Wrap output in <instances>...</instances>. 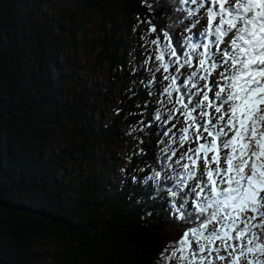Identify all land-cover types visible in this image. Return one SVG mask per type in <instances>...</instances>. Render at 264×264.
Returning <instances> with one entry per match:
<instances>
[{"label":"trees","instance_id":"1","mask_svg":"<svg viewBox=\"0 0 264 264\" xmlns=\"http://www.w3.org/2000/svg\"><path fill=\"white\" fill-rule=\"evenodd\" d=\"M45 6L0 0V264H166L161 253L184 230L170 206L194 194L180 181L181 148L163 135L169 124L154 119L156 99L141 83L156 66L144 63L155 46L141 48L152 24L158 31L149 38L163 29L182 40L195 7L189 0H79L56 19ZM91 12L103 20L99 64L86 72L75 56L66 69L60 36L76 52ZM100 64L113 70L108 85L98 82ZM130 138L129 168L116 185L113 148ZM68 165L81 171L75 185L65 181Z\"/></svg>","mask_w":264,"mask_h":264},{"label":"snow or ice","instance_id":"2","mask_svg":"<svg viewBox=\"0 0 264 264\" xmlns=\"http://www.w3.org/2000/svg\"><path fill=\"white\" fill-rule=\"evenodd\" d=\"M193 2L203 10L193 24L206 18L202 30L181 40L161 29L145 40L155 49L144 63L156 66L146 68L151 78L141 83L162 106L154 119L164 126L183 118L182 128L173 123L163 135L171 133V143L178 140L181 148L189 145L177 158L186 161L180 181H196L186 184L195 193L191 202L182 196L170 206L184 230L161 258L168 264H264V0ZM147 31L158 29L152 24Z\"/></svg>","mask_w":264,"mask_h":264},{"label":"rangeland","instance_id":"3","mask_svg":"<svg viewBox=\"0 0 264 264\" xmlns=\"http://www.w3.org/2000/svg\"><path fill=\"white\" fill-rule=\"evenodd\" d=\"M42 1H45V4H46L45 7L47 8L49 12H52L54 14V18L62 19V17L65 14H67L70 10H72L75 7L76 2H78L79 0H42ZM202 11H203L202 9H199V15L197 16V18L200 16V13ZM63 22L67 23L66 20H64ZM205 25H206V18H201L200 23L194 24L193 35L194 33L197 32V30H202L203 26ZM102 26H103V20L101 19V17H99L97 13L91 12L89 14V19L86 23V27L80 33L79 32L77 33L78 42H77L76 52H75V49L70 51L69 47L71 46L68 44L67 38L65 39L64 35L60 36V38L62 39V45H63L62 61L66 64V69L67 68L70 69L69 67L72 66L75 56H76V62L78 64L84 67L86 66V68H84V71L86 72L87 71L90 72V69L93 68L95 65L98 66L97 64L99 63L97 62L96 55L99 49L98 40L102 39ZM149 34L150 33L148 31L144 33V40L153 39V38H149ZM194 38L196 37L194 36ZM146 45L147 43L145 45H142L141 50L143 49L144 46L145 47L143 50H145V48L147 47ZM132 48H136L135 43L133 44ZM100 65L101 67L99 66L96 68V70L98 71L97 72L98 82L103 81L104 85H108L111 81H114L113 70H109L104 64H100ZM77 71H80V70H77ZM157 74L161 75L160 72H158ZM212 78L215 79V74L213 75ZM116 87H117V83L114 82L113 89ZM154 102L157 103V101H154ZM109 107H111L110 110L113 111L115 115L118 114L119 110L117 109L116 104L112 106V103H110ZM158 107H162V106L157 104L156 109ZM162 115L166 116L167 115L166 111H163ZM107 117H108V114H107ZM174 123L178 124V128H182L184 126L182 117L180 118L179 123H177L176 120H174ZM169 128H172L171 123H169ZM124 130L128 132L129 129L128 127H126V129ZM177 136H179V133H177ZM58 140H59L58 142L59 145L63 146L65 145V141L67 140V138H64V136L62 137L59 136ZM130 140H132V138H130L126 142H117V146L115 144L113 148L114 150L113 155L115 159H113V169H112L111 176H112V180L114 181L113 183L116 185L120 183V181L122 180L123 172L125 171V169L129 168L127 154L134 145V142H131V144L127 143ZM177 144L179 145L178 140H177ZM191 146L195 147L194 144ZM188 147H189L188 144L184 145L183 149L180 151V154L185 152ZM185 162L186 161L177 162V169L179 170L181 176L184 175L182 164ZM199 167L203 169L204 165L202 161L199 163ZM122 169L124 171H121ZM80 173L76 165H68V168L64 175L65 181L72 182V184L75 185L77 182L76 179L78 177H82ZM204 179L206 180V177H204ZM195 182L196 181H191L190 184H194ZM193 194L195 196L194 192ZM174 263L176 264L175 260L171 261V264H174ZM166 264H168L167 261H166ZM216 264H220V262L217 261Z\"/></svg>","mask_w":264,"mask_h":264}]
</instances>
